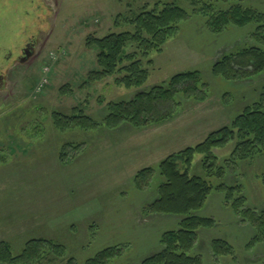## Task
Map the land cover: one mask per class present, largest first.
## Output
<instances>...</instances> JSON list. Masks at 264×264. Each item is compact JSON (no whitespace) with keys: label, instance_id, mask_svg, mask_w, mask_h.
Returning a JSON list of instances; mask_svg holds the SVG:
<instances>
[{"label":"rangeland","instance_id":"obj_1","mask_svg":"<svg viewBox=\"0 0 264 264\" xmlns=\"http://www.w3.org/2000/svg\"><path fill=\"white\" fill-rule=\"evenodd\" d=\"M152 3L0 0V72L4 73L0 87V226L6 227L7 236H16L5 241L14 256L22 253L28 241L42 239L61 247L64 259L71 258L76 264H86L114 247L120 257L112 264H140L158 251L161 234L177 228V219L142 212L156 198L155 185L149 180L137 192L131 183L134 171L144 169L140 165L162 161L168 151L195 146L209 133L228 126L245 107L264 103V73L226 81L212 70L223 55L245 47H264L252 36L257 25L229 26L216 34L206 27L201 14H193L160 53H151L144 62L149 74L144 88L160 85L178 73L197 71L206 85L195 93L197 100L178 98L179 107L165 106L175 110L172 119L143 129L124 124L113 130L99 126L88 133L57 132L52 126L53 112L70 115L77 108L101 125L108 103L131 99L139 92L116 86L114 78L85 85L88 75L97 70L96 51L87 48L85 40L132 31L129 25L115 26V19H130ZM243 7L263 13L264 0H245ZM30 36L38 42L36 56L8 70L9 52L22 47ZM125 52L131 54L132 47ZM181 125L196 129L200 136L187 141V131L186 139L179 136V130L175 132ZM63 145L67 155L62 163ZM233 146L230 143L213 152L218 159L227 158ZM200 160L194 157L191 175L201 173ZM224 171L226 184L242 185L246 207L260 211L264 153L250 161L227 164ZM222 205L223 195L216 192L197 213L214 224L198 231L192 254L200 256L203 264H264V241L249 246L253 233L248 223ZM217 239L231 245L233 258L213 256L210 242ZM54 247L45 244L42 258L33 264H62V252Z\"/></svg>","mask_w":264,"mask_h":264},{"label":"trees","instance_id":"obj_2","mask_svg":"<svg viewBox=\"0 0 264 264\" xmlns=\"http://www.w3.org/2000/svg\"><path fill=\"white\" fill-rule=\"evenodd\" d=\"M244 1L153 0L152 4L133 13L130 19L118 16L114 25H129L132 31L111 33L102 38L89 36L85 40V46L96 51L97 65V70L88 75L85 85L114 78L116 86L139 92L131 99L108 103L101 125L75 108L70 115L53 112V128L60 133L74 130L88 133L97 130L99 126L113 130L128 124L136 129H143L169 121L174 117L175 110L166 108L167 104L171 103L174 108L179 107L178 98L197 100L195 93L206 85L197 71H188L178 73L155 87L144 88L149 76L144 62L151 53H160L164 44L176 36L179 26L193 14H201L205 18L206 27L216 34L229 26L244 28L255 24L257 26L252 36L264 46V14L244 8ZM127 47H132L131 54L125 52ZM212 68L216 75L226 81L257 77L264 73V47H245L223 55ZM98 102L103 104L102 101ZM230 143L234 145L230 155L218 159L213 151L224 149ZM64 150L65 145L59 152L62 163L67 155ZM263 153L264 103L259 101L245 107L228 126L209 133L202 142L168 155L155 167L138 171L132 179L133 189L140 192L147 181L152 180L156 192V198L142 212L177 219V228L161 234L158 251L140 264H203L200 256L192 252L198 240V231L211 228L214 221L200 217L197 213L216 192L223 195V207L229 208L234 215L248 223L249 230L253 233L249 246L264 241V205L257 212L248 209L242 185H228L224 182V167L227 164L250 161ZM195 156L201 157L199 175L189 173ZM45 244L54 247L52 243L42 239L31 240L25 244L20 255L14 256L11 246L0 242V264L39 262ZM54 248L63 251L59 246ZM210 249L216 258H233L231 245L223 239L212 240ZM61 254L62 264H76L71 258L65 260L64 252ZM119 254L118 248H107L86 261V264H112L116 257H120Z\"/></svg>","mask_w":264,"mask_h":264},{"label":"flooded vegetation","instance_id":"obj_3","mask_svg":"<svg viewBox=\"0 0 264 264\" xmlns=\"http://www.w3.org/2000/svg\"><path fill=\"white\" fill-rule=\"evenodd\" d=\"M35 36H30L24 41V45L21 47H15L14 53L13 51L9 52L8 56L10 59L7 60L8 70H12L20 64H23L26 60H31L34 56H36L38 51V42L34 38ZM3 72H0V87L3 84Z\"/></svg>","mask_w":264,"mask_h":264},{"label":"crops","instance_id":"obj_4","mask_svg":"<svg viewBox=\"0 0 264 264\" xmlns=\"http://www.w3.org/2000/svg\"><path fill=\"white\" fill-rule=\"evenodd\" d=\"M264 13V12H263ZM196 124V123H195ZM195 124H192L191 125V127H196L197 125H195ZM211 126V125H210ZM209 126V127H210ZM216 126H214L213 127V129H211V130H206V132H204V133H202L203 135L205 134V133H209V132H211L212 130H214V128H215ZM189 127H184L183 125H181V128L180 129H177V130H175V132H177L178 130H179V136H183V137H185V139H186V135L188 134V138L186 139L187 141H191L195 136H200V134L199 135H197V130L195 129L194 130V128H191V130H190V128L188 129ZM185 131H187L188 133L186 134L185 133ZM172 133H174V130H172ZM183 133H184V135H183ZM175 134V133H174ZM203 135H202V137H203ZM186 147H188V145L187 146H184V148H186ZM161 151V150H160ZM166 152H167V150H165ZM166 152H165V154H166ZM173 152V150H171V151H168V155H169V153H172ZM163 159V158H162ZM161 161V160H160ZM159 161V162H160ZM158 161L157 162H155V165H140V167L142 168H147V167H155L158 163H159ZM135 172L136 171H134V175H135ZM134 175H132V179H133V176ZM129 179H131V178H129ZM131 179V180H132ZM131 183H132V181H131ZM5 230H6V227L5 226H3V227H1L0 226V242H5V241H9L10 239H12V238H15L16 236H7L6 234V232H5Z\"/></svg>","mask_w":264,"mask_h":264},{"label":"built area","instance_id":"obj_5","mask_svg":"<svg viewBox=\"0 0 264 264\" xmlns=\"http://www.w3.org/2000/svg\"><path fill=\"white\" fill-rule=\"evenodd\" d=\"M45 71H48V69H44ZM41 82H43L45 84L46 80L43 79ZM38 91H39V87H38ZM39 93V92H38Z\"/></svg>","mask_w":264,"mask_h":264}]
</instances>
